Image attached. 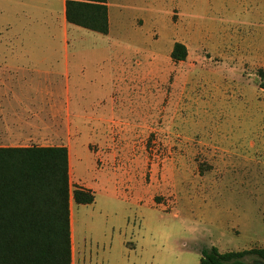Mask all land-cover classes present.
<instances>
[{
  "label": "rangeland",
  "instance_id": "obj_1",
  "mask_svg": "<svg viewBox=\"0 0 264 264\" xmlns=\"http://www.w3.org/2000/svg\"><path fill=\"white\" fill-rule=\"evenodd\" d=\"M106 2L107 35L69 38L101 42L71 49L84 107L42 111L41 145L70 136L71 189L95 192L73 207L76 264H199L211 245L264 247V0Z\"/></svg>",
  "mask_w": 264,
  "mask_h": 264
},
{
  "label": "trees",
  "instance_id": "obj_2",
  "mask_svg": "<svg viewBox=\"0 0 264 264\" xmlns=\"http://www.w3.org/2000/svg\"><path fill=\"white\" fill-rule=\"evenodd\" d=\"M68 22L108 32L106 0H65ZM185 45L173 43L170 58L184 60ZM264 89V69L257 72ZM69 169L65 146H0V264H69ZM76 203L94 200L85 188L72 191ZM246 256L264 261V247L200 250L199 264H248Z\"/></svg>",
  "mask_w": 264,
  "mask_h": 264
},
{
  "label": "crops",
  "instance_id": "obj_3",
  "mask_svg": "<svg viewBox=\"0 0 264 264\" xmlns=\"http://www.w3.org/2000/svg\"><path fill=\"white\" fill-rule=\"evenodd\" d=\"M107 18L108 32L100 33L68 22L65 0H0V146L67 148L70 136L66 137L69 141H60L57 145H41L42 111L59 108L58 111L66 113L73 112L74 107H84L81 101L73 100L70 92L71 49L78 45L95 47L101 42L71 44L69 38L78 29L107 35L111 29L108 10ZM43 63L48 64L47 68H41ZM42 72L52 77L49 83L44 80L46 84L43 88L40 80ZM110 72L113 75L115 69L112 68ZM58 78H64L61 87L56 84ZM43 128L49 130L48 126ZM67 151L71 237L69 264H76L73 228V207L76 202L71 189V156L68 148ZM77 187L95 193L87 186Z\"/></svg>",
  "mask_w": 264,
  "mask_h": 264
},
{
  "label": "water",
  "instance_id": "obj_4",
  "mask_svg": "<svg viewBox=\"0 0 264 264\" xmlns=\"http://www.w3.org/2000/svg\"><path fill=\"white\" fill-rule=\"evenodd\" d=\"M255 264H264V261H262V260H257V261L255 262Z\"/></svg>",
  "mask_w": 264,
  "mask_h": 264
}]
</instances>
